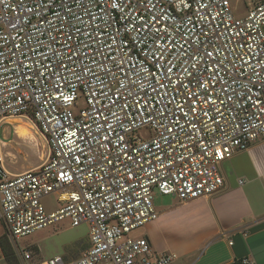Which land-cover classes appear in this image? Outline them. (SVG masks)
Masks as SVG:
<instances>
[{
  "label": "built area",
  "instance_id": "built-area-1",
  "mask_svg": "<svg viewBox=\"0 0 264 264\" xmlns=\"http://www.w3.org/2000/svg\"><path fill=\"white\" fill-rule=\"evenodd\" d=\"M232 1L0 0V223L13 242L89 226L79 257L24 264H174L127 236L157 219L155 193L212 197L223 162L264 141V0L242 17ZM28 114L49 153L12 173L1 127Z\"/></svg>",
  "mask_w": 264,
  "mask_h": 264
},
{
  "label": "crops",
  "instance_id": "crops-1",
  "mask_svg": "<svg viewBox=\"0 0 264 264\" xmlns=\"http://www.w3.org/2000/svg\"><path fill=\"white\" fill-rule=\"evenodd\" d=\"M222 168L226 188L212 197L154 199L158 217L144 225L145 237L156 252L177 253L174 264H264V141Z\"/></svg>",
  "mask_w": 264,
  "mask_h": 264
},
{
  "label": "rangeland",
  "instance_id": "rangeland-1",
  "mask_svg": "<svg viewBox=\"0 0 264 264\" xmlns=\"http://www.w3.org/2000/svg\"><path fill=\"white\" fill-rule=\"evenodd\" d=\"M249 4V0L232 1V7L236 15L240 17L247 14ZM84 106V102L79 100L77 106L73 108L74 112L78 113ZM8 120L10 122L3 123L1 127V132L7 141L3 151L8 170L12 173H20L41 165L47 159L49 145L47 136L38 129L33 116L31 114L21 115ZM136 134L147 139L153 135V131L149 128H142ZM163 196L166 195L155 193V199ZM42 203L48 211H54L62 206L58 193L45 196ZM5 234H7L5 225L0 223V237ZM127 236L131 238L145 237V227L137 228ZM10 242L21 264H24V250L31 251L36 262L55 256L74 259L89 247V226L87 224L72 226L68 220H65L36 230L15 242L11 240ZM0 264H7L1 248Z\"/></svg>",
  "mask_w": 264,
  "mask_h": 264
},
{
  "label": "trees",
  "instance_id": "trees-1",
  "mask_svg": "<svg viewBox=\"0 0 264 264\" xmlns=\"http://www.w3.org/2000/svg\"><path fill=\"white\" fill-rule=\"evenodd\" d=\"M0 248L7 264H21L7 234L0 237Z\"/></svg>",
  "mask_w": 264,
  "mask_h": 264
},
{
  "label": "bare ground",
  "instance_id": "bare-ground-1",
  "mask_svg": "<svg viewBox=\"0 0 264 264\" xmlns=\"http://www.w3.org/2000/svg\"><path fill=\"white\" fill-rule=\"evenodd\" d=\"M24 132H25V131H24ZM24 132H23V133H24Z\"/></svg>",
  "mask_w": 264,
  "mask_h": 264
}]
</instances>
